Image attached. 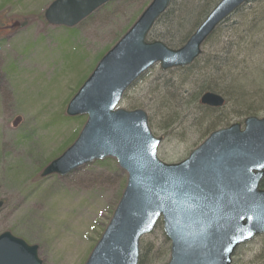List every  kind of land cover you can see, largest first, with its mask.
Returning a JSON list of instances; mask_svg holds the SVG:
<instances>
[{
  "label": "rangeland",
  "instance_id": "374dc122",
  "mask_svg": "<svg viewBox=\"0 0 264 264\" xmlns=\"http://www.w3.org/2000/svg\"><path fill=\"white\" fill-rule=\"evenodd\" d=\"M52 1L0 0V233L9 231L37 245L41 264H83L111 218L127 174L114 158L92 161L63 176L39 174L73 142L86 120V115L66 116L67 101L93 69L97 55L119 40L150 0H112L73 28L44 20L43 11ZM263 6L264 0H249L239 7L203 43L192 68H204L207 61L221 66L244 39L247 46L261 45L264 27L254 26L250 32L249 26ZM163 29L156 26L154 34ZM182 71L154 65L118 104L146 113L152 134L162 137L157 156L166 163L184 159L210 131L244 118L224 105L225 121L207 129L212 117H202L193 102L198 76L183 77ZM260 76L251 75L248 86H256ZM163 94L175 99L173 120L166 126L159 110ZM254 116L264 118V111ZM142 246L149 248L146 261L154 257L148 264L168 260L169 241L160 222L141 238L140 255ZM263 256L264 236L259 235L235 251L232 264H262Z\"/></svg>",
  "mask_w": 264,
  "mask_h": 264
},
{
  "label": "water",
  "instance_id": "95a60500",
  "mask_svg": "<svg viewBox=\"0 0 264 264\" xmlns=\"http://www.w3.org/2000/svg\"><path fill=\"white\" fill-rule=\"evenodd\" d=\"M108 1L53 0L43 17L50 25L73 27ZM247 1L219 0L185 43L172 49L147 41L171 2L151 0L66 104L67 116L86 115V120L40 176H63L106 157L127 173L112 216L84 264H137L139 240L159 219L170 243L165 264H230L240 244L264 234V118L248 116L242 124L216 129L186 158L165 163L157 157L162 138L152 134L146 113L117 107L154 64L162 70L190 65L214 29ZM199 101L221 107L224 98L206 91ZM0 264H41L37 245L0 233Z\"/></svg>",
  "mask_w": 264,
  "mask_h": 264
},
{
  "label": "trees",
  "instance_id": "16d2710c",
  "mask_svg": "<svg viewBox=\"0 0 264 264\" xmlns=\"http://www.w3.org/2000/svg\"><path fill=\"white\" fill-rule=\"evenodd\" d=\"M217 1L171 0L169 8L160 16L151 29L149 33L150 39L160 38L174 47L181 46ZM257 21L258 23L255 24ZM254 22L252 27L249 26L251 29L250 32L253 31L254 26L256 28L264 27V6L257 12ZM19 25H22V22ZM159 25L163 26L164 29L154 34V28ZM219 28L220 26H217L206 41L216 35ZM262 34L264 35V33ZM262 38L261 45L259 46L253 42L247 46L248 41L244 39L242 42L243 45L238 46L234 54H228L219 67L215 65V62L207 61L204 64V68H192L195 66L199 56L191 65L184 68H175L183 70V77L186 75L194 76L196 72L198 80L195 84H197L198 92L193 102L196 101L199 105L198 109H200L202 117H212L207 122V129H213L214 125L219 121L223 123L226 117L222 114L223 110L221 108H210L199 104V96L205 91L215 92L223 96L224 105L228 106L235 117H245L264 111V37ZM105 51L102 50L97 56L101 57L102 52ZM212 67H215L214 73H210L213 70ZM256 74L261 75L257 85L248 86L249 77L251 75L255 76ZM246 85L247 90L245 89ZM174 100V98L169 97L167 94H163L161 100H159L161 119L165 121V125L163 124L162 126L168 125L173 120L171 117L175 109L173 106ZM260 187L264 188V178L260 182ZM142 250L144 252L139 256L138 264H148L154 257L146 261L145 256L149 248L147 247L145 249L142 246Z\"/></svg>",
  "mask_w": 264,
  "mask_h": 264
}]
</instances>
